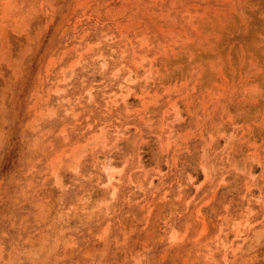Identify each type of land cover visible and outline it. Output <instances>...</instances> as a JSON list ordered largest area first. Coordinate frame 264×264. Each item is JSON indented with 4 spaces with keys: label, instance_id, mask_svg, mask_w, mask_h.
<instances>
[{
    "label": "rangeland",
    "instance_id": "rangeland-1",
    "mask_svg": "<svg viewBox=\"0 0 264 264\" xmlns=\"http://www.w3.org/2000/svg\"><path fill=\"white\" fill-rule=\"evenodd\" d=\"M0 264H264V0H0Z\"/></svg>",
    "mask_w": 264,
    "mask_h": 264
}]
</instances>
